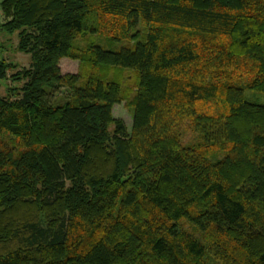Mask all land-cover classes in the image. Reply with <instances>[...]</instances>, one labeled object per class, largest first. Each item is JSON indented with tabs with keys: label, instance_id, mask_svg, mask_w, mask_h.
<instances>
[{
	"label": "trees",
	"instance_id": "trees-1",
	"mask_svg": "<svg viewBox=\"0 0 264 264\" xmlns=\"http://www.w3.org/2000/svg\"><path fill=\"white\" fill-rule=\"evenodd\" d=\"M1 8L0 264H264V0Z\"/></svg>",
	"mask_w": 264,
	"mask_h": 264
},
{
	"label": "rangeland",
	"instance_id": "rangeland-1",
	"mask_svg": "<svg viewBox=\"0 0 264 264\" xmlns=\"http://www.w3.org/2000/svg\"><path fill=\"white\" fill-rule=\"evenodd\" d=\"M1 1L0 0V24L5 22L6 17L4 16L1 8ZM96 37L93 35L88 36V41L90 39H95ZM18 37L16 34L10 35L6 31H1L0 30V60L2 59H8L13 62H15L18 65V69L24 68V67H29L31 63V58L30 55L27 53L20 52L19 50L16 49L17 44H18ZM102 46L107 47L108 49H113L117 50L121 48L122 46H126L129 43L127 42H119V43H114V44H108L106 41H100L98 40ZM84 44V42L82 43ZM78 63L76 62H70L66 61L62 64V71L63 73L67 72H77L78 71ZM10 83V82H6ZM6 83L2 84L1 90L2 94H6ZM250 93V92H249ZM259 101L264 102V95H259ZM115 117H121L125 120L126 124L128 127L131 128L132 126V113L129 111L124 104H119L115 106ZM111 130L114 129V126L112 125Z\"/></svg>",
	"mask_w": 264,
	"mask_h": 264
}]
</instances>
